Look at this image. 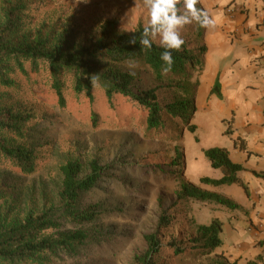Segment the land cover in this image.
I'll list each match as a JSON object with an SVG mask.
<instances>
[{"label": "rangeland", "instance_id": "rangeland-1", "mask_svg": "<svg viewBox=\"0 0 264 264\" xmlns=\"http://www.w3.org/2000/svg\"><path fill=\"white\" fill-rule=\"evenodd\" d=\"M8 2L22 8L15 16L14 37L43 34L56 39L64 35L73 46L97 37L106 21H114L119 30L128 31L149 20L143 0H90L88 4L77 0H0V23ZM197 7L209 13L202 0ZM181 35L188 48L197 51L207 45L208 28L194 22L185 26ZM7 64L4 79L0 77V112L12 109L30 115L22 141L36 150L37 167L30 174L24 173L0 155V223L19 222L30 212L51 210L59 226L47 234L76 229L88 233V240L73 251L59 248L41 254L36 262L19 264H139L136 257L148 248L146 235L154 232L163 244L157 264H209L221 252L229 257L227 245L234 240L227 234L215 253L198 254L196 244L188 241L195 236L192 220L197 217L199 222L209 221L215 210L211 203L178 201L176 195L180 173L191 183L200 174L211 176L215 168L205 158L202 147L212 140L224 142L218 133L220 121L212 117L213 110L203 102L211 90L213 76L208 64L197 93V111L190 120L198 126L200 141L186 129L187 122L171 115H164L163 128L148 129V110L123 95L116 94L109 102L104 90L96 87L90 101L85 93H77L68 71L62 74V106L46 61H24V69L14 59ZM129 65L121 67L135 73L136 92L154 89L162 105L173 101L174 89L168 87V82ZM200 75L196 67L192 81L199 80ZM1 136L21 140L12 131L0 130ZM94 159L107 167L102 177L91 189L80 192L73 206H63L61 166L68 160H79L82 174L86 175ZM91 205L96 206L94 219L80 221L74 216ZM164 211L172 218V224L160 228ZM173 242L184 251L175 254L170 246ZM235 242L240 245L242 240ZM254 259L257 264L261 261ZM0 264L11 263L0 259Z\"/></svg>", "mask_w": 264, "mask_h": 264}, {"label": "trees", "instance_id": "trees-1", "mask_svg": "<svg viewBox=\"0 0 264 264\" xmlns=\"http://www.w3.org/2000/svg\"><path fill=\"white\" fill-rule=\"evenodd\" d=\"M21 6L8 2L4 9V21L0 23V77L4 79L7 62L14 59L17 66L24 69V61L44 60L49 65L53 79L52 87L56 90L60 105H65L63 89L65 87L62 74L68 71L73 76L74 88L77 93H85L90 101L94 99V89L100 87L104 90L109 102H112L114 95L119 94L131 98L138 102L140 106L148 110L147 127L150 130H158L164 127V115H171L173 118L179 117L187 122L186 129L197 136L198 126L190 123V120L197 111L196 96L200 86V80L192 81L193 72L199 67V72L204 70L207 54V45L194 51L188 48L185 43L181 51H173L174 64L170 72L162 74L165 66L160 59L163 48L153 44L151 49H144L139 43V35L144 25H139L135 29L136 33L119 30L116 22L106 21L100 34L93 38L89 43L73 46L68 39L61 35L56 39L51 36L38 34L31 37L26 34L21 38L14 37L16 29L15 16L21 10ZM203 29L200 31V38ZM135 35L137 43L129 44L128 41ZM204 36V34H203ZM134 63L136 66L150 71L161 82H168V87L174 89L173 101L162 105L158 100V95L154 89L136 92L133 88L135 75L123 69L124 64ZM218 97H222L221 84L216 80L212 90ZM6 114V115H3ZM0 112V130L12 131L21 140H10L4 136L0 137V155L9 159L15 166L19 167L24 173H32L36 170V150L23 143L25 136L24 126L30 119V115L8 110L6 113ZM94 118L96 115L94 114ZM226 134L232 135L231 123L228 122ZM234 142L240 149L245 150L246 145L242 138H234ZM205 157L210 161L212 167L221 169L223 176L212 178L202 176L200 182L213 186L238 184L242 186L249 195L250 190L238 175L245 167L242 163L231 159L229 150L226 147L214 146L203 149ZM180 167V164H178ZM106 166H102L97 159L90 161V172L83 175V164L79 160H68L61 166L63 174L62 190L60 199L62 205L71 207L79 197L80 192L91 189L102 177ZM257 177L264 178V173L254 172ZM180 187L176 192L178 201H207L221 204L230 209L238 208L239 205L232 199L214 192L202 189L201 187L185 180L180 173L178 178ZM94 205L84 209L83 212L74 215L80 221H89L95 218L97 212ZM175 207V206H174ZM194 219V218H193ZM177 220V219H175ZM172 218L167 216L164 211L160 216L159 227H169ZM223 221L214 218L210 223H198L192 220L195 236L188 240L195 243L198 254L210 256L223 245L222 232ZM59 226L54 219L51 210H43L40 213H28L19 222L11 224L0 223V259L11 264L24 262H36L40 255L47 251L56 249L74 250L76 246L88 240V233L83 229L65 231L58 235L47 234L48 230L56 229ZM148 244L147 250L136 257L139 264H157L156 258L162 248L158 233L146 235ZM175 254L184 251V248L173 242ZM262 256H258V259ZM249 261V264H255ZM209 264H238L232 261L224 252L217 254Z\"/></svg>", "mask_w": 264, "mask_h": 264}, {"label": "crops", "instance_id": "crops-1", "mask_svg": "<svg viewBox=\"0 0 264 264\" xmlns=\"http://www.w3.org/2000/svg\"><path fill=\"white\" fill-rule=\"evenodd\" d=\"M202 3L209 9V16L216 24L208 27V52L199 80L201 86V78L208 64L213 72L211 90L216 80L220 81L222 97L210 90L207 100L203 102L208 109L213 110L212 117L220 121L218 133L224 139V142L217 141L218 139L210 141L209 145L202 147V151L214 146L226 147L231 159L244 165L245 170L238 175L247 183L250 193L248 195L238 184H203L200 178L204 175L200 174L195 179L192 178L194 184L199 183L198 186L202 189L218 192L232 199L239 207L230 209L221 204L203 201L211 203L215 211L209 215V221L199 222L197 217L196 220L204 224L210 223L214 218L223 221V241L225 234L234 240L227 245L232 261L249 264V261H254L255 257L261 255L259 264H264V178L254 174L264 173V2L202 0ZM228 122L231 123L232 135L225 133ZM236 137L244 140L245 150L235 144ZM209 164L211 165L210 161ZM222 176V170L215 168L209 177ZM238 239L242 242L235 245ZM255 239L260 242L258 245Z\"/></svg>", "mask_w": 264, "mask_h": 264}, {"label": "clouds", "instance_id": "clouds-1", "mask_svg": "<svg viewBox=\"0 0 264 264\" xmlns=\"http://www.w3.org/2000/svg\"><path fill=\"white\" fill-rule=\"evenodd\" d=\"M90 3V0H77V3ZM199 0H143L144 7L149 14L148 23L143 26L139 35V43L144 49H151L153 44L163 48L160 59L165 66L162 68V74L171 71L174 64L173 51H181L185 40L181 32L185 26L197 23L201 27H214L216 21L209 16V13L202 8H198ZM183 7V11L181 10ZM136 33V29L128 30ZM135 45L137 37L132 35L128 41ZM130 63L129 67H135ZM134 75L135 73H131Z\"/></svg>", "mask_w": 264, "mask_h": 264}, {"label": "built area", "instance_id": "built-area-1", "mask_svg": "<svg viewBox=\"0 0 264 264\" xmlns=\"http://www.w3.org/2000/svg\"><path fill=\"white\" fill-rule=\"evenodd\" d=\"M264 2V0H262Z\"/></svg>", "mask_w": 264, "mask_h": 264}]
</instances>
